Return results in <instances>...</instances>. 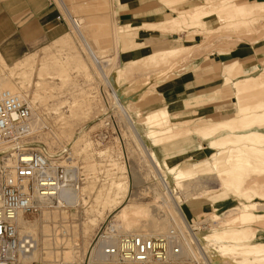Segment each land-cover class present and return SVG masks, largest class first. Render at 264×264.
<instances>
[{
  "label": "rangeland",
  "instance_id": "rangeland-1",
  "mask_svg": "<svg viewBox=\"0 0 264 264\" xmlns=\"http://www.w3.org/2000/svg\"><path fill=\"white\" fill-rule=\"evenodd\" d=\"M53 1L64 22L65 31L61 37L18 60L3 58L0 52V72L7 76L9 83L23 91L33 106L35 117L40 116L42 122L40 128L27 134L26 145L41 149L51 158L67 146L73 157L82 163L86 175L80 189L86 200L84 204L80 199L77 206H55L26 216L29 224L36 223L40 248L45 238L44 225L52 233H58L55 229L66 225V232L60 231L62 235L58 233L46 250L53 252L52 259H56L54 252L61 255L71 250L73 255L65 262L85 261L95 244L97 232L101 233L110 222L116 223L121 209L143 203L155 204L154 191L161 192L164 186L154 173L149 148L146 141H140L138 132L146 133L145 138L151 140L156 154L162 160L167 159L162 169L169 178L165 180V203L174 211V217L164 207L156 206L155 219L165 218L169 222L166 229H170L173 218L181 223L183 215L188 228L190 225L199 227L195 229L196 234L216 228L218 231L232 228L238 233L242 230L243 235L242 232L239 235L245 237H239L238 243H246L245 247L243 245L246 249L256 245L264 249V198L259 196L258 190L264 183V164L258 171L240 168L244 173L236 175V181L242 185L241 189L230 190L237 201L221 208V212L213 207L204 208L208 201L201 197L186 202L188 210L184 205L185 197L201 192L207 185L219 187L227 177L216 173L214 168L179 183L180 165L176 164L184 160L182 164L192 163L196 167L200 162H218L230 168L228 156L237 150L264 160V154L252 149L264 147L261 141L264 130L254 128L248 132L239 131L240 134L229 130L241 117L249 119L264 113V0H203L193 8L185 7L190 0H159L162 6L173 9L169 18L162 21L147 20L141 15L118 21L112 9L114 0H64L72 16L83 19V35L94 56L87 51L59 0ZM209 16H215V21L206 26ZM101 22L103 26L96 30L94 26ZM88 24L91 31L87 30ZM153 30L170 35L167 49L151 51L144 44L143 38ZM254 45L259 47L255 52L260 55L257 58L245 56L254 52ZM209 53H217L219 58L211 55L209 60ZM95 57L106 75L111 76L114 87L101 73ZM212 71H215L213 82L203 78ZM114 89L127 108L131 122L117 102V110L113 107ZM107 110L112 114L113 123L108 131L109 138L97 142L95 134L103 128ZM240 110L245 115L242 113V116ZM153 112L158 115V123L149 119V114H155ZM214 130L222 132L214 135ZM172 132L175 133L171 135ZM172 144L174 146L170 147ZM247 145L253 147H244ZM171 148L177 151L163 152ZM177 156L181 159L175 160ZM244 202L254 203L253 209L259 214H255L251 222L236 221L225 228L243 211ZM61 210H65L66 215ZM44 212L51 214V219L46 220ZM197 240L207 251L210 263L218 256L220 264H230L237 256L229 254L228 248L222 246L219 247L222 251L210 254L209 246ZM198 253L202 258L199 249ZM240 256L247 258L243 264L251 261L264 264V251L259 255L241 252ZM59 260L64 261L60 256ZM202 261L207 264L203 258Z\"/></svg>",
  "mask_w": 264,
  "mask_h": 264
},
{
  "label": "built area",
  "instance_id": "built-area-1",
  "mask_svg": "<svg viewBox=\"0 0 264 264\" xmlns=\"http://www.w3.org/2000/svg\"><path fill=\"white\" fill-rule=\"evenodd\" d=\"M105 114L103 128L95 134L97 142L109 138L112 114L109 110ZM33 117L34 110L27 98L10 90L0 93V143H11L9 153H0V264H23L20 255L34 247V236L18 231L19 214H38L42 206L55 203L66 208L67 200L59 199L61 193L67 188L80 192L86 179L82 163L73 157L69 147L64 146L51 158L41 149L26 145L24 139ZM189 227L193 234L199 228ZM110 233L107 225L96 234V241L105 239L100 245L104 264H204L201 257L187 255L181 245L182 231L175 227L157 236L140 233L113 238ZM89 257L78 264H93ZM30 264L73 263L31 261Z\"/></svg>",
  "mask_w": 264,
  "mask_h": 264
},
{
  "label": "bare ground",
  "instance_id": "bare-ground-1",
  "mask_svg": "<svg viewBox=\"0 0 264 264\" xmlns=\"http://www.w3.org/2000/svg\"><path fill=\"white\" fill-rule=\"evenodd\" d=\"M59 3L63 7V10L65 12H67V14L69 15V18H71L72 24H73L75 30H77L80 38L82 39V42H84V44L86 45L87 51L90 54L93 55V51L91 50V48L88 47L89 45L87 46L85 35H83V31L85 29V25L82 26V24L84 23L83 19L73 18L71 12L66 7V3L64 2V0H59ZM72 18L74 20H72ZM89 25L90 24H88V29L87 28L86 29L91 31L92 27L90 28ZM102 26H103V22H101V24L100 23L96 24L94 27L97 30V29L101 28ZM87 30H86V32H87ZM172 50H173V48H172ZM94 60H95L96 64L99 66V69H100L101 73L104 75V77L106 78L107 82L114 87V84L112 82L111 76L110 75L109 76L106 75L105 71L103 70V67L97 61L96 57L94 58ZM224 60H226V57L224 58ZM6 77H4V74L0 72V93L2 92V89L10 90V91H12V92H14V93L18 94L19 96H21V97L26 99L27 97L23 93V91L18 90L11 83H9V79L6 78ZM112 96H111V98L114 101V107L116 108V110L119 107L120 111H122L124 113V115L127 117V119L129 120L128 110L123 105V103L120 102V96H119L118 92L115 91V89H114V92H113ZM116 102L118 104V107H117ZM260 105H258V106L260 107ZM241 108H242V106L240 107V109ZM153 113H155V114H153V115L149 114V119L151 121H153L155 119L154 121L156 123H158L157 121H159V120L156 119L158 115H157L156 112H153ZM161 113H164V112H161ZM239 113L242 115L243 112L240 110ZM247 116H249V115H247ZM39 117H37V116L35 117V111H34V117L31 120L30 125H29V133L34 132L35 130L40 128V125H41L42 122L40 121ZM231 118L235 119V117H231ZM129 121L131 122V120H129ZM236 123H239L242 126H237ZM236 123L233 124V126L229 130H232L233 132H237V133H239V131L248 132V131H250L251 129H254V128H260V129L264 130V113L255 114L254 117H250L249 119L247 117H245V116L241 117V118L238 119V122H236ZM169 130H168V133H170ZM223 131H224V129H223ZM260 131L258 130V132H260ZM219 132H222V131L214 130L213 133L215 135L216 133H219ZM174 133L172 132L171 135H173ZM145 134L144 133L143 134L142 133L138 134V132H137V136L140 139V141L141 140L146 141V144H147V146L149 148L150 156H152L151 161L153 162L154 173L157 175V178L160 179L161 184L164 186L163 187V191H161V192H159V190L158 191L157 190L154 191L156 193L155 194L156 201H155V204H153V205H149L148 203H143L142 205L124 207L123 209H121V211H119V213L117 214L116 223L115 222H110L108 224V228L111 230L110 236L113 237V238L118 237L121 234H140V233L145 234V235L157 236L158 234L167 233L170 230V229H166L167 228L166 223L168 222V220H166L165 218L155 219L154 218V214H153L154 209H156V206L157 207L161 206V207H164L167 211L170 212V214H171L170 216L174 217V211L172 210L171 207H167L166 203H165V193H164V191L167 188L166 181L167 180L169 181V178L167 177L166 174L163 173L162 169L165 167L167 159H163L162 160L156 154L153 146L151 145V140L148 139V138H145L146 137ZM175 136H176V134H175ZM164 137H162V138H164ZM260 140L261 139L258 140L259 143H260ZM261 141H264V140H261ZM259 143H258V145H259ZM10 144L11 143H9V144L4 143V142L0 143V153H9V151L11 149V145ZM261 144H262V142H261ZM141 145L144 148V145L143 144H141ZM166 146H168V145H166ZM166 146H163V147L166 148ZM173 146L174 145L172 144L170 147H173ZM244 147L250 149L253 146L248 147V145H247V146H244ZM252 149L256 150L255 152H257L259 154H264V147H262V149H260V150L257 149L256 147H253ZM173 151L176 152L177 149L171 148V150L167 149V150H164L163 152L169 153V152H173ZM240 151L241 150H237L234 153V155L232 154V155L228 156L230 158H228L227 162L230 163V168H226V167H224L222 164H220L218 162L203 163V164L200 162L195 167V166H193L192 163L182 164V162L184 160L182 162L177 161L176 164L180 165V170H179L178 176H177V180H178L179 183L180 182H184V179H190V178L192 179L194 176L195 177L196 176H200V174L202 172H205V171H208V170H214V168L217 170L216 173H218V174L220 173L221 175H224L225 177H227V178L222 179L221 185L219 187L209 188L210 186L208 187V185H207L208 188L204 187V189H202L201 192H196V193L193 192L191 195L188 194L185 197L186 201H185V204H184L187 208H188V206H187L186 202L190 203L191 201H194L195 199L200 198V197L204 198L206 201H208V203L204 205V208L213 207L214 210L217 209L220 212H221V208L230 205V203H232L233 201H237L236 200L237 198L233 197L234 194H232V192L230 190L232 188H235V191H239L241 189L242 185L238 181H236V179H237L236 175H243V173H244V172L242 173L241 171H239L240 168H243L244 170H247V171L249 169H251V168H254V169H256L258 171V170H260V167L262 166L261 164H264V160L262 158H251V157H249V155H245L244 153L242 154V151L241 152ZM177 159L180 160L181 157L177 156L175 158V160H177ZM186 160H188V159H186ZM232 160L236 161V163H233ZM252 162H254V163H252ZM257 183H259V182H257ZM168 186H170L171 189H172L171 183H169ZM247 186H249V185H247ZM251 187L252 186H249V188H251ZM260 189H258L260 191V193H261L259 196H262L264 198V183L262 184V186H260ZM254 196H256V195H254ZM60 197L67 200L68 206L80 205V199H82L83 204L86 201L85 198H83V195H81L80 192H77V191H75V190H73L71 188L65 189L61 193V196H59V199H60ZM250 198H252V197H250ZM83 204H81V205H83ZM55 206L60 208V206L57 203H55L53 206H49V205L48 206H44V207L42 206L40 208V210H39V213L42 210H44V209H50V207H55ZM254 207H255L254 203L244 202L243 211L239 214V216H235L233 218V220L231 221V223L226 225L225 228L227 226L231 227V225L234 224V222H236V221L251 222L252 219L254 218V215L255 214H259L258 212H256L253 209ZM188 210H190V209L188 208ZM61 211H62V213H64V215H66V212H64L65 210H61ZM179 213L182 214L181 210L179 211ZM43 214H44L46 220L51 219L50 218L51 214H49L48 212H44ZM55 216H57V215H55ZM183 218H184V216L182 215V222L181 223L180 222L178 223L173 218V222H174L173 227H175V228H177V229L182 231L181 245H183V248H184L185 252L187 253V255L189 257H192V258L199 257V253H198V249H199L203 260L207 264H220V262H221V259L218 256H216V258H219L220 260H217L216 258H212V263L209 262V257L207 256L208 253L198 243V240H197L198 238H199V241H202L207 246H209V248H210L209 253L210 254L212 252H213L212 254L219 253L220 251H222V249H219V247L222 246V247H227L228 248L227 252L229 254H231L233 256L237 255V256L234 257V260H232V262L230 264H243L247 260V258H243V257L240 256L241 252H245L247 254H250V253H254V254H258V255L259 254H263L264 249H261L260 246L258 247V245L252 246V248L249 247L248 249H246V248H244L246 246V243L245 244L243 243L244 247H243V245L238 243V241L240 242L239 239L241 237H245V236H241L240 237V235H239L242 232V230H241V232L239 231V233H238V231L236 232L232 228H227L225 231H218L219 229L216 228L217 230L216 229L215 230L207 229L206 231H204L202 233H197V234L194 233L193 234L192 231L190 230V228H188V223H187L186 219L185 218L183 219ZM183 221H184V223H183ZM29 223H30V221L26 220V216L24 214H19L18 217L16 218V226L18 228V231H20V234H23V235L24 234H32L34 236V239H35L34 247L30 250V252L22 253L20 255V260H21V262L23 264H30L31 261H37V260L41 261L40 263H49V262H53V261H60L59 260V256L64 259V261H61V262H64V263H73V264L74 263H77V264L81 263V262H72V261L65 262V260L67 261L68 259H70L72 257L73 252L71 250L70 251L69 250L63 251V252L60 253L61 255H57L54 252V254L56 255L54 257H56V259L55 258L52 259L53 252L49 253L46 250V248L48 246H50L51 241L53 242V238L59 236L58 233L60 235H62L60 233V231L66 232V227H65L66 225H62L61 228L57 227L55 229V231H57L58 233H52L50 231L49 227L47 225H44V227L42 228V231L45 234V235L43 234V236H45V238H43V240H42L43 246H42V248H40L41 240H40V238L38 236V233L36 232V227H35L36 223L35 224L32 223L33 225L29 224ZM20 225H21L22 229L20 228ZM246 227H248V226H246ZM134 232H136V233H134ZM254 233H255V231H254ZM241 235H243V232H242ZM47 236H48V238H47ZM57 240H58V238H57ZM104 240H105L104 238L103 239H101V238L98 239L96 241V243L94 244V246L92 247V250H91L90 255H89L90 256L89 260L92 261L93 264H104V261H103V258H102V254H101V247H100V245L103 243ZM252 241H254V240H252ZM243 242H245V241H243ZM260 242H262V241L260 240ZM212 247H214V249ZM234 249H236L238 251H234ZM213 250H215V251H213ZM47 253H48V255H45ZM260 259H261V257H260ZM262 259H263V257H262ZM251 262L253 263V261H251ZM251 262H250V264H251ZM258 262H260V261H258ZM258 262L256 261V264Z\"/></svg>",
  "mask_w": 264,
  "mask_h": 264
},
{
  "label": "crops",
  "instance_id": "crops-1",
  "mask_svg": "<svg viewBox=\"0 0 264 264\" xmlns=\"http://www.w3.org/2000/svg\"><path fill=\"white\" fill-rule=\"evenodd\" d=\"M202 1L190 0L185 7L193 8ZM112 9L118 21L132 20L137 15L151 21H162L169 18L168 15L173 11L172 8L162 6L159 0H114ZM213 21L215 16H209L205 25L210 26ZM64 31L62 14L57 11L53 0H0V52L3 58L18 60L46 42L61 37ZM169 36L153 30L145 35L143 42L151 51L167 49ZM258 48L254 45V52L245 56L257 58L260 55L258 51L255 52ZM211 55L219 58L217 53H209V60ZM213 73L215 71L205 74L203 78L213 82Z\"/></svg>",
  "mask_w": 264,
  "mask_h": 264
}]
</instances>
